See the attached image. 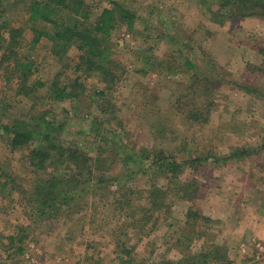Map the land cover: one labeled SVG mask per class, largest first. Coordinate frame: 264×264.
I'll return each mask as SVG.
<instances>
[{"label": "rangeland", "instance_id": "1", "mask_svg": "<svg viewBox=\"0 0 264 264\" xmlns=\"http://www.w3.org/2000/svg\"><path fill=\"white\" fill-rule=\"evenodd\" d=\"M84 1L90 7L92 22L112 1L120 2L136 17L132 30L128 31V22L118 18L112 32L113 58L124 66L125 75L108 95L107 115L102 116L95 95L104 85L95 75L87 76L75 69L78 52L71 49L66 59L56 58L50 42L42 39L29 50L34 64L30 80L44 84L35 90L33 98L15 96L17 80L13 78L6 84L0 68V105L5 104L3 109L0 106L1 123L19 117L28 120L29 115L22 117L27 110L34 116L45 113L47 119L63 126L59 138L66 143L88 138L89 121L104 119L107 136L115 144L107 143L103 154L96 149L103 144L101 141L85 150L90 157H100L95 177L120 174L123 182L139 188L146 186L141 176L131 181L122 176L121 167L133 169L132 162L122 166L124 154L130 151L148 148L177 153L188 140L200 151L213 150L218 162L210 160L193 170L204 185L198 199L175 201L167 222L149 236L126 227V233H133L124 238L119 234L123 222L108 214L110 209L104 207L100 196L87 197L89 204L71 216L30 220L21 205L34 179V169L25 159L28 150L12 151L7 137L0 132V183L7 187L0 189V264H118L114 245L121 239L134 248L132 255L137 264H186L189 255L201 254L207 244L222 245L226 263L264 264V257L257 255L255 248L257 243L264 244V151L239 162L221 160L234 147L255 149L264 141V18L246 17L223 25L209 13L200 12L198 0ZM147 55L163 61L173 56L177 66L189 57L201 72L213 77L218 85L216 107L207 125L188 127L173 117L170 108L186 78L168 79V71L154 60L153 65L144 64ZM74 81L82 87H73ZM178 81L180 85H174ZM54 82L68 90L74 88L77 96L56 101L50 92ZM156 126L158 131L166 128L161 138L153 128ZM222 127L225 130L221 131ZM251 164L259 169H252ZM189 171L186 168L182 178L188 177ZM113 187L112 183L109 189ZM188 209H196L213 221L202 226L203 238L190 243L183 240ZM19 227L25 229L24 238L10 245L8 237L15 235Z\"/></svg>", "mask_w": 264, "mask_h": 264}, {"label": "trees", "instance_id": "2", "mask_svg": "<svg viewBox=\"0 0 264 264\" xmlns=\"http://www.w3.org/2000/svg\"><path fill=\"white\" fill-rule=\"evenodd\" d=\"M198 7L200 12L209 13L214 21L223 25L226 21L246 17L264 18V0H198ZM118 18L128 22V31L132 30L135 15L117 1L110 2V7L102 9L92 22L90 7L84 0H0V68L4 72V82L9 84L15 78V96L24 95L27 98H33L35 90L44 87L40 80H30L34 64L29 59V50L46 39L56 58H63L71 49L78 52L75 69L87 76L95 75L104 85L95 95L102 116L107 115L108 108L105 104L109 102L108 95L125 75L124 66L113 58L110 42ZM28 34L30 40L27 42ZM171 59L163 61L147 55L143 62L145 61V65H153L151 62L154 60L159 68L162 66L168 71L167 77L170 80L173 79L172 76L185 77L187 86H183L176 94L170 112L188 127L207 125L216 107L218 85L213 83L210 74L201 72L191 58L188 57L183 65L178 66L173 61V56ZM73 84V87H82L77 81ZM174 85H180L179 81ZM51 86L50 92L56 101L77 96V93H73V87L68 90L57 82ZM245 90L250 91L247 87ZM0 106L3 109L5 104ZM31 114L27 110L22 116L29 115L28 120L19 117L5 124L0 120V132L7 137L12 151L28 150L25 159L34 169V179L30 191L24 193L21 205L28 218L35 222L71 216L89 204L87 197L95 199L100 196L105 203L104 207L110 209L108 214L123 222L119 233L121 237L125 238L130 232L133 233H126V227L149 236L158 226L167 222L175 201L192 202L198 199L204 185L192 174L193 170L197 171L198 166L210 160H213V164L218 162L213 150L200 151L193 141L187 140L177 153L144 148L124 154L122 166L132 162L133 169L121 167L122 176L130 177L129 181L136 175L141 176L146 183L144 188L128 185L127 181L121 180L120 174L95 177L94 171L100 165V157H90L86 151L91 144L97 146L98 141L103 143L100 148H96L101 154L106 152L107 143L115 144L112 137L107 136L104 119L101 121L97 117L89 121L88 138L82 141L74 138L72 142L63 143L59 138L62 125L47 119L45 113L38 112L35 116ZM153 128L160 138L166 131V128L163 131H158L157 126ZM223 130L225 129L222 127L221 131ZM262 151L264 141L255 149L234 147L221 160L239 162ZM251 167L259 169L254 164ZM186 168L190 170L189 176L182 178ZM2 175L0 172V177ZM112 183L114 189L110 190ZM4 188L6 190V184L0 183V189ZM211 222L213 221L201 215L198 210L188 209L184 217L183 226L187 232L183 235V240L188 243L194 239L200 240L205 236L202 226ZM24 233V227H19L15 235L8 237L10 245H14L16 240L20 243ZM114 246L118 264H137L132 255L134 248L125 245V240L117 241ZM221 246L207 244L201 254L189 255L185 263L225 264L226 250L222 246L220 251ZM158 264L170 262L160 261Z\"/></svg>", "mask_w": 264, "mask_h": 264}, {"label": "built area", "instance_id": "3", "mask_svg": "<svg viewBox=\"0 0 264 264\" xmlns=\"http://www.w3.org/2000/svg\"><path fill=\"white\" fill-rule=\"evenodd\" d=\"M255 248L257 250V255H260L261 258H263L264 257V244L263 243H257L255 245Z\"/></svg>", "mask_w": 264, "mask_h": 264}]
</instances>
